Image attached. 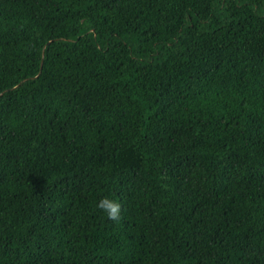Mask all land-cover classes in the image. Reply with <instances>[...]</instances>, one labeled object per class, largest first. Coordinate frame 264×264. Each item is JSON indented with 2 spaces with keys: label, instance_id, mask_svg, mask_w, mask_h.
Wrapping results in <instances>:
<instances>
[{
  "label": "trees",
  "instance_id": "obj_1",
  "mask_svg": "<svg viewBox=\"0 0 264 264\" xmlns=\"http://www.w3.org/2000/svg\"><path fill=\"white\" fill-rule=\"evenodd\" d=\"M0 264H264V0H0Z\"/></svg>",
  "mask_w": 264,
  "mask_h": 264
},
{
  "label": "clouds",
  "instance_id": "obj_2",
  "mask_svg": "<svg viewBox=\"0 0 264 264\" xmlns=\"http://www.w3.org/2000/svg\"><path fill=\"white\" fill-rule=\"evenodd\" d=\"M96 206L105 211L109 219L115 220L118 218L120 204L115 200L104 197L98 201Z\"/></svg>",
  "mask_w": 264,
  "mask_h": 264
}]
</instances>
